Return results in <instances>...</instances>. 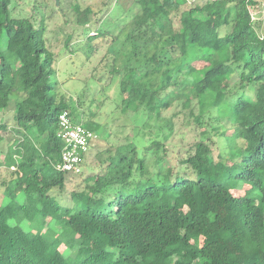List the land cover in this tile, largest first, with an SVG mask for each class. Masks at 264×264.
Instances as JSON below:
<instances>
[{
	"label": "trees",
	"instance_id": "16d2710c",
	"mask_svg": "<svg viewBox=\"0 0 264 264\" xmlns=\"http://www.w3.org/2000/svg\"><path fill=\"white\" fill-rule=\"evenodd\" d=\"M66 1L84 39L110 37L107 49L121 40L123 52L112 47L118 96L108 114L129 123L99 137L105 125L93 120L91 92L70 102L58 90L56 53L36 12L13 13V0H0V165L8 171L0 264H264V22L250 11L263 17L264 2L107 0L118 17L92 34L91 9ZM173 105L180 110L164 119ZM62 111L97 136L78 174L55 167ZM177 113L198 137L173 164L163 129L173 133ZM90 152L99 171L67 204V184Z\"/></svg>",
	"mask_w": 264,
	"mask_h": 264
},
{
	"label": "rangeland",
	"instance_id": "374dc122",
	"mask_svg": "<svg viewBox=\"0 0 264 264\" xmlns=\"http://www.w3.org/2000/svg\"><path fill=\"white\" fill-rule=\"evenodd\" d=\"M76 1L81 8L88 6L92 11L90 16H88L91 20L89 27L91 28L90 32L92 34L95 33V29L93 28L97 25L101 29H108L111 23H113L112 19H117L118 13L120 12L118 5H113V3L105 5L104 2L107 0ZM256 1H258L259 5L264 2V0ZM53 3L58 5L59 0H13L12 5H14V8H12V6L11 8L13 13H19L24 16H28L30 13L36 12V19L41 20L44 26L47 43L56 53L55 66L57 74L55 80H57L59 85L58 90L69 97L70 102L75 99V96L78 93L84 96L85 94L88 95L89 92H91L93 99L90 105V112L93 113V120L101 122L105 125V129L100 132L97 131L96 134L99 137L105 136L106 131L109 132L110 130H114L121 123H129L122 117H120L117 121H113L112 119L110 120V114H108L113 108V102L111 103V100L113 101V99L118 96V76L116 74L113 79V75L111 74L114 55L112 47H114L117 52H123L124 46L120 40L117 41L111 48L107 49L110 45V37L101 39L99 36H89L91 41H88V38L84 39L82 28L74 24V13L73 10L69 9L70 7L67 4V1L65 0L62 5L56 8V10L53 7ZM188 4L191 3L188 2ZM188 6L190 5H185L184 8H187ZM259 9H252L250 11L251 13L256 11V14H254V20L256 19L257 21V19H262L264 22V16L262 17L261 10ZM131 15L132 13L129 12L124 17L120 18L118 21L122 22L119 24V27L129 21ZM108 20L111 21V23ZM116 32L117 31H114V33ZM93 45L95 46L96 51L93 48ZM118 54L120 55V53ZM120 63H122V59ZM223 83H226V80ZM106 95L112 96V99L108 97L103 100ZM14 96L15 95H13L11 101L9 102V107L13 110L15 102ZM178 110H180V107L173 105L169 110L163 113V118L168 119ZM127 117H129L132 123L139 124V122L142 121L140 113L135 114L133 112H129ZM151 121L154 123H160V119L156 118H151ZM135 133L136 130L134 129L128 137V140ZM163 133L168 134V140L166 142L167 158L173 164L178 163L179 158L184 154V150L187 149V147L198 137L196 130H194V128L192 129V127L189 128L187 120L181 113H177L174 117L173 133L170 134L167 128L163 129ZM231 135L232 133L230 128H227L223 131V134L218 137L217 146L219 150L226 145V140H228ZM110 141L112 144H115L120 140L112 139ZM90 150L92 152L94 149L92 148ZM214 150V154L217 155V150ZM91 152L87 154L85 158L86 164L84 165L83 173L80 176L73 177L67 184V188L64 191L66 194L65 196L67 197L65 203L67 204H71L68 200L69 192L72 189L81 190L84 185L81 182L84 180L83 178L86 175H89L92 171H99V162L94 157V154H92L93 152ZM3 178H8V171L3 165H0V182ZM73 232L76 234L78 231L76 230Z\"/></svg>",
	"mask_w": 264,
	"mask_h": 264
},
{
	"label": "built area",
	"instance_id": "2783aa9c",
	"mask_svg": "<svg viewBox=\"0 0 264 264\" xmlns=\"http://www.w3.org/2000/svg\"><path fill=\"white\" fill-rule=\"evenodd\" d=\"M254 14L256 11L251 13V19H254ZM57 137L63 146L56 169L73 174L80 173L84 155L88 152L91 141L97 137L95 132L71 119L66 111H62L58 115Z\"/></svg>",
	"mask_w": 264,
	"mask_h": 264
}]
</instances>
